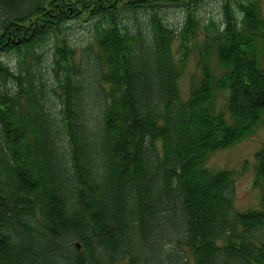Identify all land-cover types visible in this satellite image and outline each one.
<instances>
[{
  "label": "trees",
  "instance_id": "trees-1",
  "mask_svg": "<svg viewBox=\"0 0 264 264\" xmlns=\"http://www.w3.org/2000/svg\"><path fill=\"white\" fill-rule=\"evenodd\" d=\"M232 1L223 30L209 24L183 100L175 33L157 12L181 0H0V54L18 59L16 71L0 61V264H172L170 244L186 245L194 264H264V145L260 209L239 211L234 173L207 166L264 129L261 1ZM143 9L152 44L122 27L123 12ZM187 11L184 45L198 27ZM84 12L97 20L96 84L110 86L99 124L67 42L53 54L56 114L40 70L49 36ZM225 91L230 125L216 110Z\"/></svg>",
  "mask_w": 264,
  "mask_h": 264
},
{
  "label": "rangeland",
  "instance_id": "rangeland-1",
  "mask_svg": "<svg viewBox=\"0 0 264 264\" xmlns=\"http://www.w3.org/2000/svg\"><path fill=\"white\" fill-rule=\"evenodd\" d=\"M181 0L177 5H161L157 12L165 20L166 24L174 31L175 37L172 44L173 59L176 64L181 65L182 73L178 80V89L183 100L188 99L193 76L201 75L199 62L202 56V47L204 46L208 31H211L209 24L211 21L216 22L217 27L223 30L224 25V0ZM261 1V14L264 18V0ZM235 4V0L232 1ZM121 7V6H120ZM192 8L198 16V27L196 35L188 41L187 45L183 44V32L186 25L187 10ZM152 10L143 9L138 13L123 12L120 16L122 27L132 34L138 31L142 32L148 42L152 44V31L150 27V17ZM81 17L70 20L61 27L60 31L53 32L44 46L41 54L43 64L40 70L47 81V92L55 103V114L58 113L59 101L54 92L53 85L57 83V74H62L54 65V52L58 48H63L64 41L74 50L71 60L72 66L80 71L76 78L79 80L87 96L91 98L88 105L94 113L93 117L98 124L102 119L103 92L109 89V85L104 83L96 84L97 71L99 64L97 56L99 47L94 40V28L97 22L96 18H91L88 13H82ZM186 46L189 48V54L186 56ZM17 56L12 53L0 54V61L7 64L16 71ZM212 67L216 70L217 76L223 72L220 70L218 57L212 58ZM261 66L264 67V58L261 59ZM106 70V67L103 66ZM60 92V90H58ZM229 92H219L216 101L217 112H222L228 125L233 123L232 115L228 110ZM59 118L61 115L57 114ZM264 145V129L257 127L255 133L230 148L220 150L212 154L207 162V166L212 170H229L234 173L235 177V206L241 211L260 209L262 207V188L256 186L257 176V153ZM157 147L162 149V143L158 142ZM174 219V217H172ZM136 235V234H135ZM135 237V236H134ZM139 238V234H138ZM138 240L135 239L134 242ZM138 241L135 242V244ZM144 246H140L143 248ZM79 249H82L80 246ZM173 256L172 264H194L192 254L186 245L170 244L167 248ZM176 250V251H174ZM127 261V260H126ZM125 261V262H126Z\"/></svg>",
  "mask_w": 264,
  "mask_h": 264
}]
</instances>
